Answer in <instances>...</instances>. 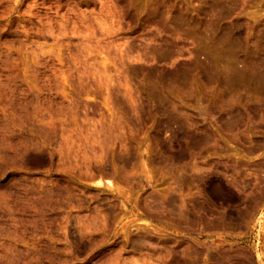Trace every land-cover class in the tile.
I'll return each mask as SVG.
<instances>
[{"label": "rangeland", "instance_id": "374dc122", "mask_svg": "<svg viewBox=\"0 0 264 264\" xmlns=\"http://www.w3.org/2000/svg\"><path fill=\"white\" fill-rule=\"evenodd\" d=\"M263 68L264 0H0V264H264Z\"/></svg>", "mask_w": 264, "mask_h": 264}, {"label": "bare ground", "instance_id": "6f19581e", "mask_svg": "<svg viewBox=\"0 0 264 264\" xmlns=\"http://www.w3.org/2000/svg\"><path fill=\"white\" fill-rule=\"evenodd\" d=\"M217 3H219V2H217ZM216 18H217V17H216ZM211 24H212V23H211ZM212 25H213V24H212ZM207 26H208V25H207ZM208 27H209V26H208ZM210 27H211V25H210ZM213 27H216V26H213ZM213 27L211 28V30L213 29ZM206 30H207V29H206ZM209 30H210V29H209ZM215 30H216V29H215ZM207 31H208V30H207ZM233 32H234V31H233ZM215 33H216V31H215ZM208 34H209V33H208ZM211 35H212V34H211ZM209 36H210V35H209ZM216 37H217V36H216ZM237 37H238V36H237ZM226 38H227V36H226ZM231 38H233V37H231ZM235 38H236V37H235ZM230 40H232V39H230ZM233 42H235V41H233ZM240 43H241V42H240ZM237 45H238V44H237ZM232 46H233V45H232ZM234 46H236V45H234ZM234 46H233V47H234ZM233 47H232V48H233ZM245 48H246V47H244V49H245ZM233 49H234V51H235V47H234ZM236 49L239 50V51L241 50V49H239V47L236 48ZM242 51H243V49H242ZM259 60H260V59H259ZM260 62H261V61H260ZM260 62H259V63H260ZM238 63H239V62H238ZM240 63H242V62H240ZM244 63H245V62H244ZM252 63H254V61H253ZM257 63H258V62H257ZM262 65H263V63H262ZM262 65H261V66H262ZM244 66H245V65H244ZM255 66H256V65H255ZM261 66H259V67H261ZM262 67H263V66H262ZM226 68H227V69H230V68H228V67H226ZM226 68H225V69H226ZM242 68H243V67H242ZM249 68H250V67H249ZM211 69H212V68H211ZM259 69H260V68H259ZM242 70H243V71H242V74L247 75V77H250V78H251L250 75L248 76V74H249L250 72H249V69H247V67H244V69H242ZM263 70H264V68H263ZM201 71H202V70H201ZM226 71H227V70H225L224 72H226ZM255 71H256V70H255ZM205 72H206V70H205ZM209 72H211V71H209ZM212 72H213V71H212ZM228 72H229V71H228ZM200 73H201V72H200ZM252 73H253V72H252ZM190 74H191V73H190ZM214 74H216V73L214 72ZM221 74H222V73H221ZM221 74L219 75V74L217 73V75H219L218 77H220V78H218L217 75H216V77H217V81L220 80V79L222 78L223 82H225V80H227L228 77H230V79H232V78L237 77V75H239V74H237V73L234 72L233 74H231V76H230V75H226V76H227V77H226V76H225V73H224V75H222V76H224V77H221ZM226 74H227V72H226ZM242 74H240V77H241ZM202 75H203V74H202ZM205 75H206V74H205ZM207 75H208V74H207ZM253 75H254V73H253ZM258 75H259V74H258ZM175 77H177V76H175ZM183 77H184V76H183ZM188 77H189V76H188ZM188 77H187V78H188ZM214 77H215V76H214ZM244 77H245V76H244ZM255 77H256V75H255ZM260 77H261V75H260ZM179 78H180V76H179ZM187 78H186V79H187ZM189 78H190V77H189ZM257 78H258V77H257ZM263 78H264V77H263ZM210 79H211V77H210ZM254 79H255V78H253V81H254ZM179 80H180V79H179ZM208 80H209V79H207V81H208ZM212 80H213V81L209 80L210 83H211V82H213V83H214V82H217V81H214L215 79H214L213 77H212ZM222 80H221L220 82H222ZM234 80H236V79H234ZM246 80H247V79H246ZM205 81H206V80H205ZM207 81H206V82H207ZM209 81H208V84H209ZM248 81H250V80L248 79ZM251 81H252V79H251ZM255 81H256V80H255ZM259 81H260V78H259ZM218 82H219V81H218ZM220 82H219V84H220ZM231 82H233V81H231ZM236 82H237V81H236ZM243 82H244V81H243ZM261 82H262V81H261ZM261 82H260V84H261ZM234 83H235V82H234ZM250 83H251V82H250ZM258 83H259V82H258ZM206 84H207V83H206ZM208 84H207V85H208ZM211 84H212V83H211ZM219 84H218V85H219ZM226 84H228V81L226 82ZM240 84H241V83H240ZM230 85H231V83H230ZM257 85H258V84H257ZM220 86H221V88L225 89V87H226L227 85H226L225 87H223L224 84H222V85H220ZM232 88H233V87H232ZM229 89H230V88H229ZM223 114H224V113H222V115H223ZM226 117H227V116H226ZM225 119H226V118H224V120H225ZM228 120H229V119H228ZM97 184H98V183H97ZM235 261H237V260H235Z\"/></svg>", "mask_w": 264, "mask_h": 264}]
</instances>
